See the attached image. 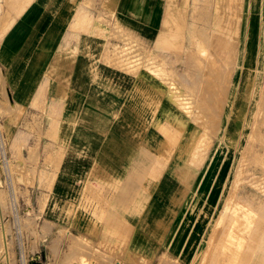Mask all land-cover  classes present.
Listing matches in <instances>:
<instances>
[{
	"label": "rangeland",
	"instance_id": "rangeland-1",
	"mask_svg": "<svg viewBox=\"0 0 264 264\" xmlns=\"http://www.w3.org/2000/svg\"><path fill=\"white\" fill-rule=\"evenodd\" d=\"M34 1H26L24 9ZM159 2L165 20L158 40L147 45L150 52L142 54L126 37V44L114 54L124 66L127 58H133L137 65L133 70L153 71L151 75L156 73L164 83L163 92L174 88L182 101L187 100L188 113L172 103L176 123L159 129L164 138L161 159L177 188L174 207L165 216L170 227L106 229L104 244L95 250L86 239L85 251L104 255L110 248L108 264H264V0H239L236 15L230 7L225 10L222 0ZM14 3L0 0V30L13 16L7 4ZM84 3L85 14L102 13L95 27L106 42L111 2ZM81 22L89 26L88 20ZM6 36L0 38V264H45V237L50 231L42 214L46 201L37 193L50 180L45 173L44 126L46 105L51 102L44 99V85L38 86L34 100L13 97L1 62ZM229 51L235 52L232 59ZM185 120L187 129L179 126ZM179 158L188 160L187 169L196 167L194 175L183 177L173 171L177 164L183 165ZM65 237L71 242L82 239L76 230ZM137 237L145 238L140 247ZM126 253L128 260H119ZM78 264L92 262L82 259Z\"/></svg>",
	"mask_w": 264,
	"mask_h": 264
},
{
	"label": "crops",
	"instance_id": "crops-1",
	"mask_svg": "<svg viewBox=\"0 0 264 264\" xmlns=\"http://www.w3.org/2000/svg\"><path fill=\"white\" fill-rule=\"evenodd\" d=\"M15 1L12 7L7 4L13 16L0 30V38L7 35L1 52L6 83L20 101L36 99L38 86L44 85V99L51 102L44 126L50 180L37 193L46 201L42 214L50 231L45 264H78L82 259L108 264L110 248L104 255L86 252V239L96 250L104 244L106 229L170 227L165 216L174 207L177 188L161 159L164 138L159 129L174 125L178 115L158 77L131 71L136 61L127 58L120 65L114 54L126 37L142 54L150 52L147 45L161 35L164 8L159 0H107L113 13L107 20L109 39L103 42L95 27L102 13H79L85 0H35L25 9L28 0ZM188 125L185 120L179 126ZM187 159L179 158L183 165L173 171L194 175L196 167L187 169ZM74 230L82 239L71 242L65 235ZM141 238L135 239L138 247ZM119 260L127 261L128 253Z\"/></svg>",
	"mask_w": 264,
	"mask_h": 264
},
{
	"label": "bare ground",
	"instance_id": "bare-ground-1",
	"mask_svg": "<svg viewBox=\"0 0 264 264\" xmlns=\"http://www.w3.org/2000/svg\"><path fill=\"white\" fill-rule=\"evenodd\" d=\"M87 2V1H86ZM85 2V3H86ZM222 4H223V6L225 7V10H227V7H230V8H232L234 11L232 12L234 15H236L237 14V5L239 4V0H222ZM87 5V4H86ZM89 6V5H88ZM232 9H231V11H232ZM80 14H83V13H85V11H83V10H81L80 12H79ZM227 13H228V11H227ZM223 16H225V13H224V15ZM222 16V17H223ZM221 17V18H222ZM236 23V22H235ZM234 24V23H233ZM86 27V26H85ZM234 29H235V27H234ZM81 30V29H80ZM96 31V30H95ZM234 31H237V29H235ZM238 32V31H237ZM235 33V32H234ZM97 34V33H96ZM114 34V33H113ZM117 34V33H116ZM118 40H119V37H118ZM109 46V45H108ZM235 52H231V51H229V55H230V57H231V59H232V56L231 55H233ZM131 54V53H130ZM249 56H250V52L249 51H247V53H246V58H248L249 59ZM130 57V56H129ZM137 57V56H136ZM149 63V62H148ZM152 64V63H151ZM149 65V64H148ZM145 66V65H144ZM150 66V65H149ZM148 66V67H149ZM126 69V68H125ZM152 69V68H151ZM212 69V68H211ZM201 70V69H200ZM131 71H134V70H131ZM155 71V70H154ZM153 71H151V73H152ZM200 72V71H199ZM155 73V72H154ZM210 73V72H209ZM153 74V73H152ZM200 74V73H199ZM132 75V74H131ZM155 75H157L156 73H155ZM154 75V76H155ZM207 75V74H206ZM218 75H219V77L221 78V73H220V71L218 72ZM135 77V76H134ZM208 78H209V76H207ZM156 78V77H155ZM196 78V82H198V80L200 79L199 78V76H196L195 77ZM161 79V78H160ZM193 80V81H194ZM208 81V80H207ZM176 82V81H175ZM198 85V84H197ZM168 86V85H167ZM174 88H169V90H170V93H169V91H164V93H165V95L167 96V99H168V101L172 104H175L178 108H180V110L184 113V111L186 112V114L188 113L187 111H188V108L189 107H187V102H185V101H187V100H185V101H182L181 99H180V97L178 96V95H176L177 93H175V91H176V89H175V91L173 90ZM214 91V90H213ZM177 92V91H176ZM217 92V91H216ZM262 93H264V92H262ZM209 95H211V97H212V99L214 98V95L216 96V93H213V94H209ZM184 96V95H183ZM205 97V96H204ZM210 97V96H209ZM210 97V98H211ZM210 98H208V101H210L211 102V99ZM261 98V97H260ZM185 99V98H184ZM183 99V100H184ZM215 101V100H214ZM263 101V100H262ZM222 102V101H221ZM224 102V101H223ZM214 103H216V102H214ZM262 103V105H263V102H261ZM261 103L259 104V105H261ZM189 104V103H188ZM211 104V103H210ZM213 104V103H212ZM222 104V103H221ZM192 105H194V104H192ZM213 105H215V104H213ZM220 107V106H219ZM206 110V109H205ZM260 110V109H259ZM262 110V109H261ZM194 111V110H193ZM264 111V110H263ZM262 111V112H263ZM195 112V111H194ZM206 112L204 111V114H205ZM261 113H260V111H259V115H260ZM208 115V114H207ZM220 115V114H219ZM263 115V114H262ZM188 116V115H187ZM205 116V115H204ZM258 116V115H257ZM264 116V115H263ZM260 118V117H259ZM258 118V119H259ZM210 120V119H209ZM179 122H184V121H182V120H180ZM208 123H209V121H208ZM209 126V125H208ZM206 135V134H205ZM204 136V135H203ZM198 138V137H197ZM196 142H198V141H196ZM189 143V142H188ZM188 143H187V146H188ZM195 144V143H194ZM190 145V144H189ZM191 146V145H190ZM193 148V147H192ZM194 149H195V147H194ZM186 150V149H185ZM191 150V149H190ZM193 152V151H192ZM189 154V153H188ZM198 155H200L201 156V154H199L198 153ZM194 156V155H193ZM192 158H194V160H198L199 159V162H200V160H202V159H200L199 158V156H194V157H192ZM257 158V157H256ZM257 160V159H256ZM262 161H263V159H262ZM264 162V161H263ZM260 163V162H259ZM262 163V162H261ZM264 165H262V167H263ZM183 167V166H182ZM259 167V166H258ZM181 169V168H180ZM242 170V169H241ZM244 171V170H243ZM243 173V172H242ZM212 186V185H211ZM237 190V189H236ZM231 198V197H230ZM230 204V203H229ZM232 204V203H231ZM190 205V204H189ZM232 207H234V205L232 206ZM227 208H228V206H227ZM233 209H235V208H233ZM229 212V211H228ZM235 212V211H234ZM183 218V217H182ZM253 221V220H252ZM261 224V223H260ZM264 226V225H263ZM262 228V227H261ZM216 229H219V228H215V230ZM242 229V228H241ZM220 230H221V226H220ZM4 231V230H3ZM239 231V230H238ZM214 232V231H213ZM216 232V231H215ZM218 232V231H217ZM220 233V232H219ZM235 233V232H234ZM256 233V232H255ZM213 238V237H212ZM5 239H6V231H4L3 232V246L7 249V247H6V243H5ZM223 239V238H222ZM215 242V241H214ZM248 242V241H247ZM246 243V242H245ZM1 244V243H0ZM215 244V243H214ZM213 244V245H214ZM233 244V243H232ZM9 245V244H8ZM242 245V244H241ZM212 246V245H211ZM245 246V245H244ZM249 247H250V245H248ZM3 247V248H4ZM213 247V246H212ZM210 248V247H209ZM245 248V247H244ZM5 250V249H4ZM211 251V250H210ZM208 252H209V250H208ZM226 252V251H225ZM6 253V255H8V252L6 251L5 252ZM233 253V252H232ZM210 254V253H209ZM247 255V254H246ZM251 255V254H250ZM249 255V256H250ZM13 256V255H12ZM236 257V256H235ZM238 257H240V256H238ZM6 259L8 260V258H7V256H6ZM241 260V259H240ZM242 261V260H241ZM240 264V263H239ZM241 264H242V262H241ZM245 264V263H244Z\"/></svg>",
	"mask_w": 264,
	"mask_h": 264
}]
</instances>
